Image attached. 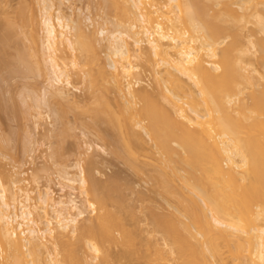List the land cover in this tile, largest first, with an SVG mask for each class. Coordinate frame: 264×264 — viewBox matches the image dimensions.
<instances>
[{"label": "bare ground", "instance_id": "bare-ground-1", "mask_svg": "<svg viewBox=\"0 0 264 264\" xmlns=\"http://www.w3.org/2000/svg\"><path fill=\"white\" fill-rule=\"evenodd\" d=\"M37 3L49 76L34 105L47 108L51 93L69 101L66 61L88 66L81 75L111 117L112 140L121 139L136 158L149 145V219L140 229L134 210L143 207L142 193L135 192L142 204L134 206L128 184L117 191L88 183L81 192L92 202L84 200L88 219L79 224L85 214L71 195L52 198L18 176L5 183L2 175L0 264H264V0H100L87 26L78 14L62 16L59 1L53 17L52 0ZM99 21L115 29L90 23ZM100 40L107 44L106 66L99 63ZM60 44L70 53L67 64L59 59L64 48L58 55L63 68L55 61ZM74 168L77 182L67 173L62 180L84 188V171ZM126 237L132 254L124 249Z\"/></svg>", "mask_w": 264, "mask_h": 264}, {"label": "rangeland", "instance_id": "rangeland-1", "mask_svg": "<svg viewBox=\"0 0 264 264\" xmlns=\"http://www.w3.org/2000/svg\"><path fill=\"white\" fill-rule=\"evenodd\" d=\"M52 1L53 4L55 3L50 11V15L52 17L55 14L57 6L59 7V1L61 15L64 17L71 15V18L75 20V15L78 14L79 20L82 19V22L80 23L83 24V26H87V24H89V22H84V19L89 17L90 20H93L95 18L94 16L98 14L97 12L100 11L99 8L101 7H99L100 0ZM90 1L92 2V4H90L92 5L91 7L89 6V3H91ZM95 2L98 4H93ZM93 5H95V7ZM88 7L89 9L87 11ZM39 11L40 7L38 6L37 0H0V135H2L0 137L1 139L4 138L2 143H5L4 140H8V142L6 141L7 145L3 144L5 145L4 147L0 143V178L3 175L2 181H5L6 183L8 182V179L10 181L13 177L18 176V179L23 180L27 188L30 190L41 191L44 189L50 193L52 198H58L61 195L66 196L67 198L69 197L68 195H71L72 198H75L78 204H82L81 208L85 214L83 218L79 219V224H82L83 222L80 220L88 219L89 210L85 208L84 202L86 199L88 202H92V198H88L89 195H84L81 192L83 189L87 192L89 188L88 183L94 180L100 185L103 184L102 186L104 187H115L117 191L121 190V188H123L122 186L125 184H128L131 186L130 188H132V192L135 193L137 191V196L138 191L142 193L143 204L138 201L136 202V193L134 194L127 191V194H129L127 195L128 199L133 202L132 204L134 206L139 207L140 204L143 206L141 209L136 208L134 210L135 217L141 220L139 228L141 229L142 227L143 229L144 223H147L146 220L149 219V210H146L148 205L146 195L149 197V186L147 184L146 176L150 171V167L147 164L151 159L149 145L143 144L140 146L136 150V158L129 156L126 152H124V145L122 146L121 139H118L120 143L118 140L116 141L115 138V141L112 140L113 137L116 136L114 135L116 128L113 127L114 131L112 130L113 122L109 123L110 120H108L111 117L108 118V112V116L106 115L104 105L101 106L99 101V105L98 102H95L94 95L99 94H97V91H93V89L88 86L89 84H87L88 81L85 76L86 74L84 75L85 78L81 75L85 71L83 68H88V66L84 67V64L83 67L82 64L81 66L77 65L76 67L68 65L70 64V61L68 62L64 60V56L70 53L69 50L66 49V51V47L61 44L60 46H58L59 44L57 45L58 48L56 47L58 51H56L55 61L56 63L60 61L59 64L63 60L64 63H68H66L67 66L65 65V72L69 75V82L71 86L69 88L64 87V91L67 93V98L69 99L67 102H72V100L73 102L70 103L71 105L68 103V105L66 104L67 102L60 101L59 98L53 96L51 93V95L47 97V108L45 106L41 108L38 107L39 109H37L36 105H34L36 99L38 100L42 98L41 93L48 85L47 80L49 76V74H46V72H49L47 68L48 65L45 64L47 55L44 54L45 50L43 48L40 50V45L42 44L41 40H43V32L41 28L42 22H40L41 13ZM108 13L109 12H107V14ZM110 13V15L108 14L109 17L112 15V12ZM90 23L98 25L103 24L100 21ZM68 24L70 25L71 22ZM105 24L106 26L100 25L101 28L106 30L107 27L110 28H108V30L114 28V25H107L110 24L109 22ZM98 25H93V28L98 30V28H100ZM88 28L89 30L90 28L92 29V27ZM95 33L97 34V31ZM70 35L73 36V33L70 32L67 36H65L68 38L71 37L72 39V36ZM97 38L98 40L102 39L100 36H97ZM104 43L106 45L105 47ZM106 47V42H103L102 40L100 42V48H104V52H100V57H103L100 58L101 61L99 63L103 65L107 62L105 60L108 56V54L105 53L108 52ZM41 51L43 52L41 53ZM76 53L77 52H75V54ZM58 55H60V57ZM62 56L63 58H61ZM75 56L79 59L77 54ZM58 57L63 60H58ZM72 58H74V55ZM74 59L71 61H74ZM67 60H69V58ZM78 61L81 60L76 59L73 63L75 64L76 62L79 64ZM43 65H45V67ZM60 67L63 68L62 65ZM36 70H38V73ZM82 70L84 71L82 72ZM143 76L147 78L146 75ZM144 77L141 79L142 81H146ZM82 78L85 79L84 82H82ZM85 81H87V83ZM62 82L64 83V79H62ZM110 92L112 93L113 91L109 90V92H106V94L108 93L106 98H108L109 102H112L111 107L116 109L117 104L116 106L114 104V99L116 97L113 96L115 93H112V95ZM92 93L94 95H91ZM25 96L28 98L27 100ZM34 96H36V99L33 98ZM32 99L35 101H32ZM91 109L96 112L91 111ZM54 112L58 113L55 115ZM36 113H39L41 117ZM54 117H56L57 123L52 129L49 124L54 122ZM93 128L95 130H93ZM102 136H107L108 139L105 137L103 138ZM117 146L119 147L117 148ZM119 154H121V157ZM75 164H79V168H82L84 171V176L87 182L84 188L76 183L78 169L74 168ZM135 165L138 169H140L139 172L137 170L133 171V169L136 168ZM142 172H144V174ZM65 173L68 174L70 179L72 178V180H75L76 182L70 184L62 180ZM59 177H61L60 180ZM123 183L124 185H122ZM70 213L74 214L75 211H71ZM132 215L130 214L131 218L129 216L128 218L127 215L124 216L126 227L128 228H131L130 225H132ZM124 247L128 254H132L134 252L130 238L126 237ZM138 262H140V260H138Z\"/></svg>", "mask_w": 264, "mask_h": 264}]
</instances>
